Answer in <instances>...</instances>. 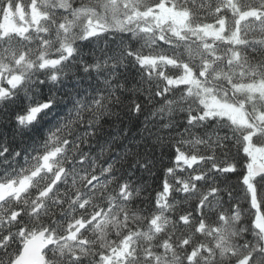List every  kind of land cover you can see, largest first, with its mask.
<instances>
[{
	"label": "snow or ice",
	"instance_id": "6c2138e0",
	"mask_svg": "<svg viewBox=\"0 0 264 264\" xmlns=\"http://www.w3.org/2000/svg\"><path fill=\"white\" fill-rule=\"evenodd\" d=\"M0 264H264V0H0Z\"/></svg>",
	"mask_w": 264,
	"mask_h": 264
}]
</instances>
